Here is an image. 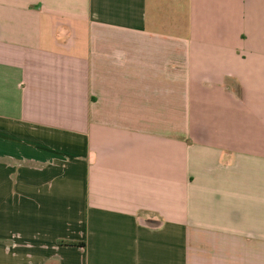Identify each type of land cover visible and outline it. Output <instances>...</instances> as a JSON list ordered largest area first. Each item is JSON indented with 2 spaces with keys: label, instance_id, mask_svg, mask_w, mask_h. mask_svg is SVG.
I'll return each mask as SVG.
<instances>
[{
  "label": "crops",
  "instance_id": "obj_1",
  "mask_svg": "<svg viewBox=\"0 0 264 264\" xmlns=\"http://www.w3.org/2000/svg\"><path fill=\"white\" fill-rule=\"evenodd\" d=\"M0 264H264V0H0Z\"/></svg>",
  "mask_w": 264,
  "mask_h": 264
},
{
  "label": "trees",
  "instance_id": "obj_2",
  "mask_svg": "<svg viewBox=\"0 0 264 264\" xmlns=\"http://www.w3.org/2000/svg\"><path fill=\"white\" fill-rule=\"evenodd\" d=\"M63 244L71 245V246H82L83 243H77V242H61Z\"/></svg>",
  "mask_w": 264,
  "mask_h": 264
}]
</instances>
